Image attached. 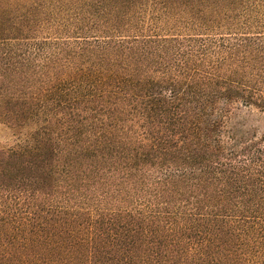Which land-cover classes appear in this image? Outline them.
Returning <instances> with one entry per match:
<instances>
[{"label":"trees","instance_id":"trees-1","mask_svg":"<svg viewBox=\"0 0 264 264\" xmlns=\"http://www.w3.org/2000/svg\"><path fill=\"white\" fill-rule=\"evenodd\" d=\"M46 3L0 0V264H264V0Z\"/></svg>","mask_w":264,"mask_h":264},{"label":"rangeland","instance_id":"rangeland-1","mask_svg":"<svg viewBox=\"0 0 264 264\" xmlns=\"http://www.w3.org/2000/svg\"><path fill=\"white\" fill-rule=\"evenodd\" d=\"M22 3H25L28 0H20ZM59 1L62 0H53V4L46 3V6H51L52 9H56V5ZM67 3V7L70 5V0H64ZM46 2V1H45ZM59 6V5H57ZM147 22V21H145ZM45 26H50L48 23L45 24ZM134 31V30H133ZM161 32H164L161 30ZM233 122L236 123H243L248 121L251 124H259L264 125L263 123H258L259 121H262V115L256 111L255 109H249V108H242L240 111H235L232 115ZM14 141V137L11 133V131L5 126L0 124V146H7L8 144L12 143Z\"/></svg>","mask_w":264,"mask_h":264}]
</instances>
